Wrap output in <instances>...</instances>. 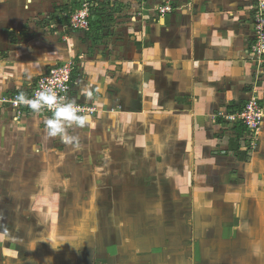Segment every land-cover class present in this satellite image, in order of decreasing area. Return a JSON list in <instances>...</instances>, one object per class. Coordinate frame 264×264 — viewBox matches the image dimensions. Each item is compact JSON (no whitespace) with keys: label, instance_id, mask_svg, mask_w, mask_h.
I'll use <instances>...</instances> for the list:
<instances>
[{"label":"rangeland","instance_id":"374dc122","mask_svg":"<svg viewBox=\"0 0 264 264\" xmlns=\"http://www.w3.org/2000/svg\"><path fill=\"white\" fill-rule=\"evenodd\" d=\"M68 14L49 10L37 19L52 28L54 19ZM114 16L104 15V45L123 37L117 29L122 16ZM34 17L29 12L19 20L25 23L21 34L41 33L29 27ZM112 71L94 79L119 89ZM85 79L87 90L77 92L74 100L73 88L69 98L80 108L76 112L89 118L83 128L67 127L76 138L73 143L48 136V114L24 108L16 112L2 102L10 93L0 96L1 107L26 120L19 124L0 118V264H264V152L259 144H245V164L235 169L236 181L215 190L249 202L242 208L252 218L241 223L237 201L199 203L186 182L193 172L178 171L171 156L179 143L177 132L169 130L174 138L152 133L145 121L147 108L134 103L127 108L143 123L126 115L115 118L114 106L106 121L97 107L105 104L99 103L102 99L85 104L96 82L90 75ZM212 211H218L216 218ZM243 226L252 228L254 236H232L231 229Z\"/></svg>","mask_w":264,"mask_h":264},{"label":"crops","instance_id":"0c3cea01","mask_svg":"<svg viewBox=\"0 0 264 264\" xmlns=\"http://www.w3.org/2000/svg\"><path fill=\"white\" fill-rule=\"evenodd\" d=\"M256 1L172 0L174 10L160 15L156 10L160 0H94L90 16L97 14L101 20L83 31L70 28L61 16L51 17L56 21L52 28L37 19L49 10L69 13L82 0H0V96L28 91L44 67L71 60L76 68V100L77 92L87 90L86 75L96 81L94 76H110L116 70L117 86L121 87L113 90L105 80L96 81L85 104L102 99L99 103L105 104L97 107L106 121L114 106L115 118L126 115L143 123L127 107L134 103L136 108H147L145 121L152 125V133L172 136L170 131L177 132L174 136L179 143L170 154L177 160L178 171L193 172L186 182L199 203L237 201L236 216L245 223L252 215L242 205L249 202L236 193L226 196L215 190L236 181L234 171L245 164L243 147L249 140L264 152V119L254 137L237 118L252 96H258L264 108V61L259 66L248 58ZM29 12L35 16L29 27L41 33L21 34L19 27L25 23L19 20ZM109 12L122 16L117 19V29L123 37L108 46L102 44L100 30ZM94 30L99 31L95 36ZM100 47L105 51L100 53ZM13 112L0 106V118L19 124L26 121L14 117ZM217 214L212 211V217ZM232 233L234 237L244 233L254 236L249 226L234 227Z\"/></svg>","mask_w":264,"mask_h":264},{"label":"built area","instance_id":"2783aa9c","mask_svg":"<svg viewBox=\"0 0 264 264\" xmlns=\"http://www.w3.org/2000/svg\"><path fill=\"white\" fill-rule=\"evenodd\" d=\"M141 1L145 3L148 0ZM160 1L156 9L160 15L168 14L174 10L172 0ZM93 6L94 0H82L81 7L70 11L67 16L69 27L88 31L90 29V15ZM251 20L253 33L249 55L256 62L261 63L264 61V0H257L252 7ZM73 70L74 62L71 60L51 66L35 80L28 91H14L9 94V98L4 97L2 102H9L7 103L9 104L8 107H11L16 112H19L22 108L31 109L20 100V97L23 96L30 100L34 99L41 91L49 90L57 97L59 104L70 103V93H72L75 84ZM74 107L76 111L80 110L79 107L77 109L76 106ZM39 112L53 115L54 109L44 107ZM237 118L248 132L254 134L259 131L264 119V108L258 96H252L246 101Z\"/></svg>","mask_w":264,"mask_h":264},{"label":"clouds","instance_id":"9594fccd","mask_svg":"<svg viewBox=\"0 0 264 264\" xmlns=\"http://www.w3.org/2000/svg\"><path fill=\"white\" fill-rule=\"evenodd\" d=\"M20 100L34 112H39L44 107L54 109L53 117L47 120V134L49 137L59 136L65 143H73L76 139L68 135L67 127L75 124L83 128L89 122L86 115L76 112L72 103L59 104L57 97L49 90L41 91L34 99L29 100L21 96Z\"/></svg>","mask_w":264,"mask_h":264},{"label":"trees","instance_id":"16d2710c","mask_svg":"<svg viewBox=\"0 0 264 264\" xmlns=\"http://www.w3.org/2000/svg\"><path fill=\"white\" fill-rule=\"evenodd\" d=\"M77 6V9L81 7V3L76 5ZM97 14H94L92 16H90V28H94L98 22L101 20V17L100 16H97ZM66 20L68 21V17L66 18ZM240 122V121H239ZM241 123V122H240ZM242 124V123H241ZM243 125V124H242ZM244 126V125H243ZM245 128V126H244ZM246 129V128H245ZM247 130V129H246Z\"/></svg>","mask_w":264,"mask_h":264}]
</instances>
